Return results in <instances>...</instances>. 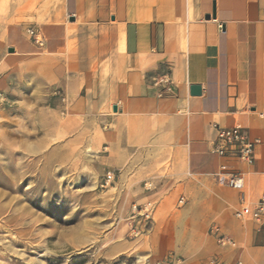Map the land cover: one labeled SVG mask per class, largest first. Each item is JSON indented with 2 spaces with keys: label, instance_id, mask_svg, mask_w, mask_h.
<instances>
[{
  "label": "crops",
  "instance_id": "crops-1",
  "mask_svg": "<svg viewBox=\"0 0 264 264\" xmlns=\"http://www.w3.org/2000/svg\"><path fill=\"white\" fill-rule=\"evenodd\" d=\"M0 41L1 67L30 61L67 101L53 137L82 134L138 203L154 200L151 260L264 264V233L233 216L264 196V0H0ZM214 125L255 141L253 165L229 162L241 191L213 178Z\"/></svg>",
  "mask_w": 264,
  "mask_h": 264
},
{
  "label": "rangeland",
  "instance_id": "rangeland-1",
  "mask_svg": "<svg viewBox=\"0 0 264 264\" xmlns=\"http://www.w3.org/2000/svg\"><path fill=\"white\" fill-rule=\"evenodd\" d=\"M34 71L0 65V264H181L149 258L154 200L138 203L82 134L53 137L67 101ZM146 203L152 219L133 210Z\"/></svg>",
  "mask_w": 264,
  "mask_h": 264
},
{
  "label": "built area",
  "instance_id": "built-area-1",
  "mask_svg": "<svg viewBox=\"0 0 264 264\" xmlns=\"http://www.w3.org/2000/svg\"><path fill=\"white\" fill-rule=\"evenodd\" d=\"M162 82L169 83V79L164 77ZM259 118H264V106L257 113ZM215 138L211 143L210 151L222 160L218 170L213 174L216 184L220 187H227L235 191H241L244 187L242 173L232 166L229 162H238L240 164L251 166L254 163V147L255 141L252 140L247 132L241 126L223 127L219 125L213 126ZM114 179L112 172L105 174L104 183L108 184ZM179 204L182 203L180 199ZM151 204L146 203L143 206H133V210L137 215L142 212L146 219H152ZM139 207V209L137 208ZM150 207V208H149ZM150 211V212H149ZM233 216L238 220L250 221L254 223L259 230L264 233V196L255 204L242 203L238 209H235ZM210 233L215 236L216 243L220 247H235V242L219 233L217 228H211ZM208 264H226L220 258L213 256L209 259ZM234 264H242L236 261Z\"/></svg>",
  "mask_w": 264,
  "mask_h": 264
},
{
  "label": "water",
  "instance_id": "water-1",
  "mask_svg": "<svg viewBox=\"0 0 264 264\" xmlns=\"http://www.w3.org/2000/svg\"><path fill=\"white\" fill-rule=\"evenodd\" d=\"M214 15V14H213ZM209 19V16L206 18ZM10 53L13 52V50H8ZM191 94L192 95H199L200 94V87L199 86H192L191 87ZM115 111V108L113 109Z\"/></svg>",
  "mask_w": 264,
  "mask_h": 264
}]
</instances>
